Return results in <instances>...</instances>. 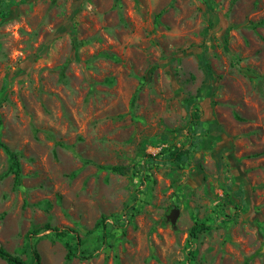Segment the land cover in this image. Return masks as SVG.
<instances>
[{"label":"rangeland","instance_id":"1","mask_svg":"<svg viewBox=\"0 0 264 264\" xmlns=\"http://www.w3.org/2000/svg\"><path fill=\"white\" fill-rule=\"evenodd\" d=\"M192 118L202 142L185 166L166 162L187 138L160 136ZM0 119L21 164L13 189L0 147V247L13 255L264 264V0H23L0 17ZM196 222L210 230L190 241ZM45 225L75 230L92 258L66 261L73 236L43 231L34 261L25 238Z\"/></svg>","mask_w":264,"mask_h":264},{"label":"trees","instance_id":"2","mask_svg":"<svg viewBox=\"0 0 264 264\" xmlns=\"http://www.w3.org/2000/svg\"><path fill=\"white\" fill-rule=\"evenodd\" d=\"M15 1V0H9L5 1L4 4L6 8L0 12V17L5 18L8 10L14 6L22 2ZM161 14L157 15V19L160 18ZM156 67H153L151 72L155 71ZM206 72L209 77L214 78L215 74L210 68V65L206 63ZM2 125L1 119H0V127ZM205 132L203 127V122H201L197 118H192L187 128L179 129V130H173L170 132L163 133L159 141L162 144H165L171 140L177 139L179 137L185 136L187 138L186 144H184L182 147H174L172 150H164L163 152V159L168 162L175 164L177 166L183 167L185 166L188 161L190 160L193 150H195L199 144L202 142L201 135ZM0 147L3 148L7 155L9 156V169L6 173L7 174H13L14 175V184L13 189H17L21 185V164H20V155L17 152H14L11 150L1 139L0 134ZM101 169H110L111 171L115 173H119L121 175H124L127 168L126 167H112L107 168L100 166ZM134 208H131L133 210ZM129 213V212H127ZM132 216V214H130ZM107 217L102 216L101 220L96 224V228L98 229L101 225L105 226ZM210 226L204 222H196L194 226L190 229L189 233V239L190 241H194L198 239L199 235L203 232L209 231ZM47 232L52 231L57 236L62 237L65 235H72L73 239L75 240V245L73 246L71 243L66 242L65 246L68 249V254L66 256V261H72L76 258H79L81 260H87L92 258L91 255H88L86 252L81 251V248L85 245V240L81 238V236L73 229H60V228H52L50 225H45L42 228H37L31 233L26 235V243L24 245V251L30 252L33 255L34 261H37V263L40 262V256L38 252L36 251L34 245L32 244V241L35 237H37L41 232ZM91 233V232H89ZM259 253V252H258ZM257 253V254H258ZM256 256L253 255L249 260L245 262V264H250L251 260ZM0 259L5 261L7 264H33L30 263L24 259H22L20 256L13 255L10 253L6 248L0 247Z\"/></svg>","mask_w":264,"mask_h":264},{"label":"water","instance_id":"3","mask_svg":"<svg viewBox=\"0 0 264 264\" xmlns=\"http://www.w3.org/2000/svg\"><path fill=\"white\" fill-rule=\"evenodd\" d=\"M179 214H180L179 209L174 208V209L170 212V214L167 216V221L170 222V223L173 225L174 228L176 227V223H177V220H178Z\"/></svg>","mask_w":264,"mask_h":264}]
</instances>
